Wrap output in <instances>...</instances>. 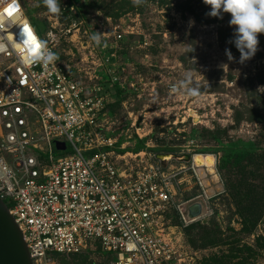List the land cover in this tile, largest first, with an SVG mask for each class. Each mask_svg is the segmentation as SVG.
I'll return each mask as SVG.
<instances>
[{
	"label": "built area",
	"instance_id": "1",
	"mask_svg": "<svg viewBox=\"0 0 264 264\" xmlns=\"http://www.w3.org/2000/svg\"><path fill=\"white\" fill-rule=\"evenodd\" d=\"M84 1L73 0L70 9ZM19 4L17 13L0 20V40H23L22 25L39 35L23 0ZM102 35L104 55L87 82L59 58L24 65L19 46L0 50V199L10 204L33 264H53L51 253L69 257L97 245L113 255L112 264H194L183 230L217 215V155L212 173L195 164V155L211 153L193 137H184L181 153H167L170 158L147 149L123 151L109 132V88L128 84L138 91L147 83L140 73L127 83L126 65L117 57L121 35L110 53L102 42L109 36ZM56 36L48 32L46 44L58 57ZM173 86L177 91L173 83L170 92ZM195 202L202 213L188 218Z\"/></svg>",
	"mask_w": 264,
	"mask_h": 264
},
{
	"label": "rangeland",
	"instance_id": "2",
	"mask_svg": "<svg viewBox=\"0 0 264 264\" xmlns=\"http://www.w3.org/2000/svg\"><path fill=\"white\" fill-rule=\"evenodd\" d=\"M23 2L26 12L46 22V26L42 24L45 41H49L48 32L57 35L61 61L83 82L104 55L91 37L99 34L103 40L102 34L109 36V41H102L107 52L113 49L114 38L121 35L117 57L126 65L127 83L140 73L147 85L134 91L126 84L121 96L109 88L113 105L108 108V127L118 145L132 151L139 139H145L147 149L159 150L152 153L165 154L166 147L181 153L184 137L192 134L204 152L217 155L218 168L223 148L252 142L254 149L264 150V47L257 34L252 58L240 63L237 54L229 60L227 47L219 38L221 28H234L228 23L227 12L209 16L210 6L203 0H143L138 6L131 0H86L81 2V19L73 22L70 14L63 13L73 0H60L59 14L49 13L42 0ZM173 83L178 89L170 92L167 85ZM189 89L196 95H190ZM218 173L220 193L215 197L218 214L214 219L220 223L222 242L195 248L184 233L185 252L194 264H264V206L261 211L253 206L256 218L261 212L255 225L245 224L242 212L247 204L237 205L229 197L219 169ZM263 174L249 176L244 185L261 184ZM212 221L203 224L210 226ZM90 257L107 264L108 256L102 251L96 250Z\"/></svg>",
	"mask_w": 264,
	"mask_h": 264
},
{
	"label": "trees",
	"instance_id": "3",
	"mask_svg": "<svg viewBox=\"0 0 264 264\" xmlns=\"http://www.w3.org/2000/svg\"><path fill=\"white\" fill-rule=\"evenodd\" d=\"M73 2H69L66 4L65 10L63 11L64 15H71V19L78 22L81 19V9L83 7L82 3L76 4V11H70L71 4ZM79 4V5H78ZM27 16L31 20L34 28L36 29L37 33L45 40L43 35L44 31L42 28V24L46 26V22L41 23L37 21L34 16H32L30 11L26 12ZM230 18V13L227 14V19ZM259 39L264 47V33H258ZM233 37V28L226 27L221 28L219 32V38L221 42L229 49L232 55L240 54L239 51L235 48L234 44L231 43ZM113 49H109L107 52H112ZM121 53L123 51H120ZM58 58L61 60V56L58 55ZM115 94L117 96H121L125 91L124 89L120 88L119 86L114 87ZM120 99L117 103H120ZM113 103H108V108L112 106ZM261 115V114H259ZM195 132V131H193ZM193 137L194 135L191 134ZM146 141L145 139H139L138 144L135 149L132 151L139 152L146 148ZM255 145L252 142H248L246 144L243 143H236L231 147L223 148V155L221 156L219 162V172L223 178L225 189L233 201L236 202L237 205L242 203L247 204L245 209L243 208L242 216L244 218L245 224H252L255 225L257 219L261 215L259 213L258 218L256 208L260 211L264 206V174L263 178L261 179V184L253 185V184H246L244 183L251 177L255 176L258 172H264V150L254 149ZM128 148H125L123 151H128ZM147 150L159 151L156 149L148 148ZM175 148L166 147L164 148V153H173L175 152ZM257 172V173H256ZM261 174V173H260ZM250 176V177H249ZM242 185L243 187H241ZM244 188L248 191L245 192ZM224 194V193H223ZM7 207L10 208V204L6 203ZM253 206H257L254 208ZM218 214V211H217ZM174 221L178 222V217L174 216ZM197 229V233H193V230ZM183 232L186 235V239L191 245L195 248H208L212 246H218L222 242L221 238V230H220V223L213 218V221L210 226H206L201 223H194L186 228H184ZM98 251L104 252L108 256L106 263L112 264L114 260L113 255L110 252L104 251L100 245H97L95 250L85 251L79 254H74L69 257L60 254V253H51V256L54 258L55 261H58L59 264H101L96 262L90 257V254H94ZM225 256L223 257L224 260ZM221 258H215V260H220ZM215 264V263H213Z\"/></svg>",
	"mask_w": 264,
	"mask_h": 264
},
{
	"label": "clouds",
	"instance_id": "4",
	"mask_svg": "<svg viewBox=\"0 0 264 264\" xmlns=\"http://www.w3.org/2000/svg\"><path fill=\"white\" fill-rule=\"evenodd\" d=\"M3 6L0 7V20L4 17L11 18L20 8L19 0H2ZM134 6L143 3V0H131ZM43 5L51 14H59L61 11L60 0H42ZM203 3L210 6L207 13L212 17H219L222 12L230 13L228 21L233 28V37L231 43L239 51V62L243 63L252 58L258 46V33H264V0H203ZM24 39L17 41L14 37L7 38V42L0 40V50L11 44L13 48L19 46L23 49L24 55L20 56V62L24 65L40 63L49 65L55 62L57 54L51 51L35 31L24 28ZM49 36L51 33L48 34ZM91 39L97 44H101L99 34H94ZM192 49L189 50V52ZM225 55L229 60L233 59L229 49H225ZM175 91V86H173ZM190 95H196L192 89L188 90Z\"/></svg>",
	"mask_w": 264,
	"mask_h": 264
},
{
	"label": "water",
	"instance_id": "5",
	"mask_svg": "<svg viewBox=\"0 0 264 264\" xmlns=\"http://www.w3.org/2000/svg\"><path fill=\"white\" fill-rule=\"evenodd\" d=\"M170 158V154H159ZM203 206L200 202L188 208V218L201 214ZM0 264H33L30 252L24 241L22 231L16 223L5 202L0 199Z\"/></svg>",
	"mask_w": 264,
	"mask_h": 264
},
{
	"label": "bare ground",
	"instance_id": "6",
	"mask_svg": "<svg viewBox=\"0 0 264 264\" xmlns=\"http://www.w3.org/2000/svg\"><path fill=\"white\" fill-rule=\"evenodd\" d=\"M194 162L198 166H203L204 164H206L209 167L210 172L214 173V169L212 168V166H214L215 164V157L212 154H197L194 156ZM213 178H215V176H213Z\"/></svg>",
	"mask_w": 264,
	"mask_h": 264
}]
</instances>
